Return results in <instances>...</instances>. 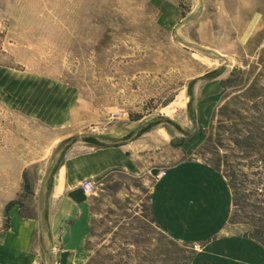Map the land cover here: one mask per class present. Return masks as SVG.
<instances>
[{
    "label": "rangeland",
    "instance_id": "374dc122",
    "mask_svg": "<svg viewBox=\"0 0 264 264\" xmlns=\"http://www.w3.org/2000/svg\"><path fill=\"white\" fill-rule=\"evenodd\" d=\"M4 130L25 140L22 165L41 139L44 164L73 138L159 139L145 171L96 182L86 251L54 264H190L200 247L166 235L150 209L154 184L183 159L225 176L229 228L264 246V0H0Z\"/></svg>",
    "mask_w": 264,
    "mask_h": 264
},
{
    "label": "crops",
    "instance_id": "0c3cea01",
    "mask_svg": "<svg viewBox=\"0 0 264 264\" xmlns=\"http://www.w3.org/2000/svg\"><path fill=\"white\" fill-rule=\"evenodd\" d=\"M217 80L213 77L205 84L213 87ZM197 97L196 93L193 99ZM49 109L51 117L45 123L58 126L54 104ZM55 136L59 140L68 135ZM1 137L0 153L13 156L15 162L0 160V264L77 262L92 231L91 197L83 184L92 182L94 190L98 180L112 173L140 174L148 168L149 153L159 147L156 136L102 147L82 142L44 164L41 139L34 160L22 165L18 159L25 154V140L14 136L16 142L11 144L5 130ZM233 203L230 184L217 168L183 159L170 165L154 184L150 209L166 235L200 247L190 264H264V246L229 228Z\"/></svg>",
    "mask_w": 264,
    "mask_h": 264
},
{
    "label": "water",
    "instance_id": "95a60500",
    "mask_svg": "<svg viewBox=\"0 0 264 264\" xmlns=\"http://www.w3.org/2000/svg\"><path fill=\"white\" fill-rule=\"evenodd\" d=\"M74 140H75V139L73 138V139L67 141V142L64 144L63 148H61L60 151L55 155V157H54L55 161L58 159L59 155L63 152L64 148H66L68 145H70V143H71L72 141H74ZM76 140H79V141L81 140V141H82V140H84V137H83V136L76 137Z\"/></svg>",
    "mask_w": 264,
    "mask_h": 264
},
{
    "label": "built area",
    "instance_id": "2783aa9c",
    "mask_svg": "<svg viewBox=\"0 0 264 264\" xmlns=\"http://www.w3.org/2000/svg\"><path fill=\"white\" fill-rule=\"evenodd\" d=\"M164 174H165V172H163L162 175H164ZM83 188H84L86 191H88V192L92 191V190H93L92 182H90V181L85 182V183L83 184Z\"/></svg>",
    "mask_w": 264,
    "mask_h": 264
},
{
    "label": "bare ground",
    "instance_id": "6f19581e",
    "mask_svg": "<svg viewBox=\"0 0 264 264\" xmlns=\"http://www.w3.org/2000/svg\"><path fill=\"white\" fill-rule=\"evenodd\" d=\"M176 103V102H175ZM176 105V104H175ZM172 108V107H171ZM171 110H174V109H171ZM182 118V117H181ZM184 119V118H183ZM179 121V120H178ZM184 121V120H183Z\"/></svg>",
    "mask_w": 264,
    "mask_h": 264
}]
</instances>
